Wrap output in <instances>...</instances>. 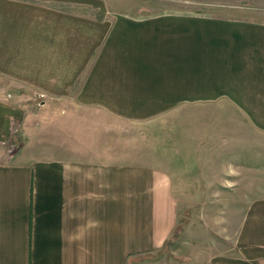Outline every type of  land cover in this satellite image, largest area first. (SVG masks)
Returning <instances> with one entry per match:
<instances>
[{"label": "crops", "instance_id": "1", "mask_svg": "<svg viewBox=\"0 0 264 264\" xmlns=\"http://www.w3.org/2000/svg\"><path fill=\"white\" fill-rule=\"evenodd\" d=\"M233 186H264V22L0 0V264H264Z\"/></svg>", "mask_w": 264, "mask_h": 264}, {"label": "rangeland", "instance_id": "2", "mask_svg": "<svg viewBox=\"0 0 264 264\" xmlns=\"http://www.w3.org/2000/svg\"><path fill=\"white\" fill-rule=\"evenodd\" d=\"M107 5L118 8H130L133 12H172L181 11L194 14H207L212 16L254 18L264 22V0H101ZM141 10V11H140ZM230 188L233 195L228 198L238 200L236 196L253 193L252 188L264 186H233ZM260 193L264 191H259ZM256 193V192H255Z\"/></svg>", "mask_w": 264, "mask_h": 264}, {"label": "trees", "instance_id": "3", "mask_svg": "<svg viewBox=\"0 0 264 264\" xmlns=\"http://www.w3.org/2000/svg\"><path fill=\"white\" fill-rule=\"evenodd\" d=\"M148 258H150V256H147V255L141 257V259H148Z\"/></svg>", "mask_w": 264, "mask_h": 264}]
</instances>
